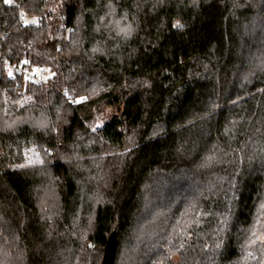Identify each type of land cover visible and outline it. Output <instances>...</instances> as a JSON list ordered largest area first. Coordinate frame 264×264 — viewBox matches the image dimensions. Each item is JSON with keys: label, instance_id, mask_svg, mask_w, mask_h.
Wrapping results in <instances>:
<instances>
[{"label": "trees", "instance_id": "16d2710c", "mask_svg": "<svg viewBox=\"0 0 264 264\" xmlns=\"http://www.w3.org/2000/svg\"><path fill=\"white\" fill-rule=\"evenodd\" d=\"M0 46L53 74L0 75V264H264V0H0Z\"/></svg>", "mask_w": 264, "mask_h": 264}, {"label": "built area", "instance_id": "2783aa9c", "mask_svg": "<svg viewBox=\"0 0 264 264\" xmlns=\"http://www.w3.org/2000/svg\"><path fill=\"white\" fill-rule=\"evenodd\" d=\"M19 17L23 20L27 19L24 11H20ZM1 72L10 79L22 77L26 84L33 83L38 86L50 84L53 75L46 66L34 67L27 59L16 60L10 55L3 54L0 46V75ZM59 92L71 106H77L85 101V98L75 97L66 87L61 88ZM17 95L23 96L24 90L18 91Z\"/></svg>", "mask_w": 264, "mask_h": 264}, {"label": "rangeland", "instance_id": "374dc122", "mask_svg": "<svg viewBox=\"0 0 264 264\" xmlns=\"http://www.w3.org/2000/svg\"><path fill=\"white\" fill-rule=\"evenodd\" d=\"M28 23H35L36 20L34 18H28L26 19ZM31 99L29 97H25L23 99H21L19 101L18 104H20V106H23L25 104L30 103ZM116 111L110 107H103L101 108L98 113L95 115V119L94 121L89 125V127L94 131L97 128H100L103 126V124L109 120L110 118H112L115 115ZM41 163V159L40 156L38 154V152L36 151V149L34 148H30L27 151L26 154V161H25V165L31 166V165H36ZM124 257V256H123Z\"/></svg>", "mask_w": 264, "mask_h": 264}, {"label": "water", "instance_id": "95a60500", "mask_svg": "<svg viewBox=\"0 0 264 264\" xmlns=\"http://www.w3.org/2000/svg\"><path fill=\"white\" fill-rule=\"evenodd\" d=\"M116 249H117V238H116V234L112 233L107 240L102 264H114Z\"/></svg>", "mask_w": 264, "mask_h": 264}, {"label": "snow or ice", "instance_id": "6c2138e0", "mask_svg": "<svg viewBox=\"0 0 264 264\" xmlns=\"http://www.w3.org/2000/svg\"><path fill=\"white\" fill-rule=\"evenodd\" d=\"M5 2H9V0H5Z\"/></svg>", "mask_w": 264, "mask_h": 264}]
</instances>
